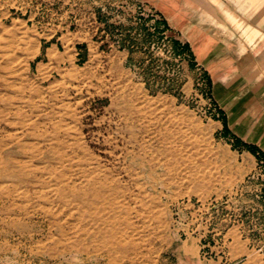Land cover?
Here are the masks:
<instances>
[{
    "label": "rangeland",
    "instance_id": "rangeland-1",
    "mask_svg": "<svg viewBox=\"0 0 264 264\" xmlns=\"http://www.w3.org/2000/svg\"><path fill=\"white\" fill-rule=\"evenodd\" d=\"M159 23L133 0H0V264H179L208 229L264 238V159L220 135Z\"/></svg>",
    "mask_w": 264,
    "mask_h": 264
},
{
    "label": "crops",
    "instance_id": "crops-1",
    "mask_svg": "<svg viewBox=\"0 0 264 264\" xmlns=\"http://www.w3.org/2000/svg\"><path fill=\"white\" fill-rule=\"evenodd\" d=\"M133 1L188 47L207 78L220 135L256 166L259 157L249 149L264 159V0ZM215 231L180 248L179 264H264L263 237H246L237 227Z\"/></svg>",
    "mask_w": 264,
    "mask_h": 264
},
{
    "label": "trees",
    "instance_id": "trees-1",
    "mask_svg": "<svg viewBox=\"0 0 264 264\" xmlns=\"http://www.w3.org/2000/svg\"><path fill=\"white\" fill-rule=\"evenodd\" d=\"M177 45H179V44L177 43ZM183 49H184V50H188V47H187V46H184ZM249 151H251V152L254 153L255 155H258V157H259L260 159H263V157H262L261 155L257 154V153L255 152V150H253V149H249Z\"/></svg>",
    "mask_w": 264,
    "mask_h": 264
},
{
    "label": "bare ground",
    "instance_id": "bare-ground-1",
    "mask_svg": "<svg viewBox=\"0 0 264 264\" xmlns=\"http://www.w3.org/2000/svg\"><path fill=\"white\" fill-rule=\"evenodd\" d=\"M124 236H125V235H124ZM124 236H123V237H124ZM129 236H130V235H129ZM94 237H95V235H94ZM128 238H129V237H128ZM129 239H130V241L133 240L132 238H129ZM86 240H87V239H86ZM125 240H126V239H125ZM127 240H128V239H127ZM106 245H107V244H106ZM101 247H102V246H101ZM120 248H121V246H120ZM76 249H77V248H76ZM85 250L87 251V249H85ZM112 250H113V249H112ZM118 250H119V249H118ZM91 253H92V252H91ZM96 254H97V253H96ZM109 254H111V253H109ZM80 256H81V255H80ZM102 256H103V255H102ZM110 257H111V255H110ZM89 258H91V256H90ZM98 258H99V257H98ZM111 261H112V260H111Z\"/></svg>",
    "mask_w": 264,
    "mask_h": 264
}]
</instances>
